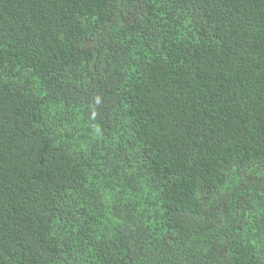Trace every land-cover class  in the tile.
<instances>
[{"label":"trees","instance_id":"obj_1","mask_svg":"<svg viewBox=\"0 0 264 264\" xmlns=\"http://www.w3.org/2000/svg\"><path fill=\"white\" fill-rule=\"evenodd\" d=\"M0 264H264V0H0Z\"/></svg>","mask_w":264,"mask_h":264},{"label":"water","instance_id":"obj_2","mask_svg":"<svg viewBox=\"0 0 264 264\" xmlns=\"http://www.w3.org/2000/svg\"><path fill=\"white\" fill-rule=\"evenodd\" d=\"M225 249H226V247H225Z\"/></svg>","mask_w":264,"mask_h":264}]
</instances>
